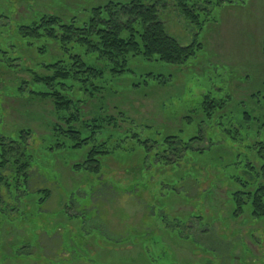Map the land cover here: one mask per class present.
<instances>
[{
    "label": "rangeland",
    "instance_id": "374dc122",
    "mask_svg": "<svg viewBox=\"0 0 264 264\" xmlns=\"http://www.w3.org/2000/svg\"><path fill=\"white\" fill-rule=\"evenodd\" d=\"M128 1L0 0V11H15L17 21L50 13L66 22L75 18L81 23L92 8ZM157 10L166 32L178 43H201L196 56L178 67L148 63L133 66L134 75L118 78L106 74L105 90L87 111L117 119L124 115L137 125L153 128L143 130L142 135L152 131L161 136L181 135L183 131L187 139L197 129L186 122L195 120L203 97L224 101L228 105L216 122L202 128L206 138L218 142L211 154L214 162H221V158L234 161L236 165L228 167V172L241 177L246 160L255 166L262 163L249 147L260 139L255 128L259 121L264 122V0H234L214 7L197 36L198 27L183 20L169 3ZM31 53L36 61L38 57ZM145 73L169 81L166 85L150 82L135 87ZM26 77L0 73V131L11 134L21 127L33 131L28 147L35 167L29 172L28 190L48 189L50 196L41 205L34 194L17 203L7 197L5 189L2 191L0 264H228V253L235 258L233 264H264V220L258 222L245 214L234 222L226 216L221 207L222 201H227L228 185L218 168L209 174L200 171L198 185L175 171H151L145 177L137 167L139 158H134L138 160L135 164L122 152L108 161L99 179L73 173L69 168L72 163L67 161L70 153L45 149L50 136L47 124L56 121L51 104L21 99L15 92L16 80ZM244 113L258 122L241 123ZM125 122L121 127L128 125ZM230 125L239 136L228 150L230 140L224 131ZM187 158L193 160L190 153ZM204 160L209 161L208 155ZM214 177L222 179L216 182L219 195H200L209 189ZM160 183L166 185L165 191L173 188L171 194H178L170 197L172 209L167 203L160 204L161 211L152 216L154 204L149 203H156L151 196L159 195ZM210 199L220 207L215 213L210 210ZM6 204L11 208L2 210ZM165 218L175 221L168 233L162 230ZM202 227L210 232L198 233Z\"/></svg>",
    "mask_w": 264,
    "mask_h": 264
},
{
    "label": "trees",
    "instance_id": "16d2710c",
    "mask_svg": "<svg viewBox=\"0 0 264 264\" xmlns=\"http://www.w3.org/2000/svg\"><path fill=\"white\" fill-rule=\"evenodd\" d=\"M233 1L109 2L104 6L92 8L88 18L81 23L75 18L66 22L61 16L50 13L32 15L33 12L30 13V19L17 21L15 11L7 14L0 11V73L26 74V78L16 80V94L21 99L47 101L51 104L57 122L47 124L50 136L47 138L48 146L45 149L51 153H70L71 158L67 161L72 163L69 168L73 173L99 179L103 176L108 161L112 157H119L122 152H126L127 156L129 154L128 160L133 159L135 164L138 160L134 158H139L137 167L140 169V175L145 177L151 174V171L161 172L160 174L175 171L185 174L186 178H191L198 185L201 184L200 171L209 174V171L218 168L228 185L227 201L223 200L224 206L221 207L226 209V216L235 222L247 214L259 222L264 220V122L259 121L255 128V136L260 139L252 140L254 142L249 147V150L259 155L262 163L255 166L250 160H246L242 176L239 177L228 172V167L236 165L234 161L221 158V162H217L219 165L214 162L211 154L218 142L213 143L206 138L202 128L206 124L216 122V117H220L219 113L228 105L224 101L213 99L209 95L203 97L196 110L195 120L189 118L186 122L195 124L197 129V132L187 139L183 137V131H180L181 135L161 136L154 131L142 135L143 130L149 131L153 128L137 125L136 121L127 120L124 115L117 119L87 111V106L98 99L105 90L106 74L118 78L134 75L133 66L148 63L178 67L196 56L197 50L202 47L201 43L194 40L192 44L182 46L171 37L158 18L159 5L164 9L168 3L172 5L183 20L198 27L197 36L211 9L232 4ZM2 20L7 23H1ZM31 52L38 57L36 61ZM140 78L142 80L136 83L135 87L147 86L150 82L166 85L169 81L168 78L152 73L140 75ZM2 111L0 100L1 115ZM253 120L258 122L249 113H244L241 123L247 124L246 121ZM125 121L128 125L123 128L121 124ZM224 132L230 140L227 148L230 150L232 144L238 140L239 132L234 130L232 125ZM32 135L31 129L22 127L11 134L0 131V204L4 189L7 197L17 203L22 197L34 194L38 196L36 202L41 205L50 196L48 189L33 192L28 190L29 172L35 167L28 147V140ZM206 140L208 143L204 145ZM189 153L193 158L191 161L187 158ZM207 155L209 161L204 160ZM220 163L224 164L220 166ZM214 164L220 167L213 166ZM218 181L221 182L222 179L214 177L209 189L199 194L216 198L219 195ZM165 186L160 183L157 192L159 195H156V198L151 196L152 200H157L156 203H149L154 204L151 205L152 216L154 211L159 213L161 205L166 203L172 209L170 197L178 193L171 194L173 188L165 191ZM209 203L212 213L220 209L213 200ZM7 208L11 207L6 204L2 210ZM192 218L197 220L194 216ZM170 222L167 220L162 228L167 233L174 227L175 221L171 222L172 224ZM196 231L206 233L210 232V229L202 227ZM228 254V264H233L235 258L231 253Z\"/></svg>",
    "mask_w": 264,
    "mask_h": 264
}]
</instances>
